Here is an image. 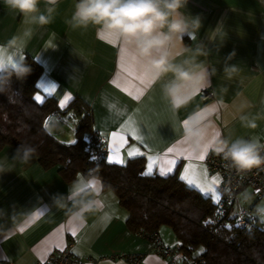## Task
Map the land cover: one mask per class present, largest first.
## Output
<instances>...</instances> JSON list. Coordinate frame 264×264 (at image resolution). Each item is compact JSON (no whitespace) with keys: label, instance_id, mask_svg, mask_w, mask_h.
<instances>
[{"label":"crops","instance_id":"crops-1","mask_svg":"<svg viewBox=\"0 0 264 264\" xmlns=\"http://www.w3.org/2000/svg\"><path fill=\"white\" fill-rule=\"evenodd\" d=\"M75 2L60 0L50 24L36 28L23 48L8 49L14 61L27 55L40 64L42 70L36 81L39 94L54 98L59 108L65 109L64 114L57 112L45 120L47 132L58 141L73 143L76 140L78 117L70 107L75 99L87 107L90 129L106 136L108 154L113 132L119 133L130 123L140 130L143 143L129 137L121 155L126 162L141 158L144 172L148 156L162 161L168 155V148H188L200 154L202 148L193 151L188 144L181 143L183 139L178 131L181 123L199 109L207 110L211 122L204 144L236 137H256L264 142V0H188L185 12L199 16L201 27L194 40L184 36L183 41L193 47L202 45L207 54L200 59L205 61L210 73L212 68L216 73L210 74L207 86L201 90H209L212 97L204 99L200 92L178 112H173L161 99L159 84L141 86L134 82L141 89L142 94H138L126 83L122 65L127 57L117 37L100 33L91 26L72 29L65 23L74 11ZM40 7L44 8L43 0ZM23 26L20 14L0 0V51ZM49 45L53 47L48 48ZM232 53L235 55L228 59ZM226 64L238 69L231 79L223 73ZM53 85L55 91L42 89ZM65 98L67 103L61 107ZM242 99L249 104L243 114L255 118V128L239 119L237 108ZM132 147H138L145 155L128 157L127 149ZM16 150L12 146L0 148V261L39 264L69 245L75 257L95 259L83 264H129L120 257L111 258L129 253L142 254L139 264H167L152 251L147 239L128 228V212L120 206L116 194L103 187L100 177L76 173L68 181L58 166L45 169L33 154L27 160L14 158ZM211 152L214 151L209 147L205 157ZM188 163L181 157L168 176L176 174L180 179ZM192 163L206 168L204 161L193 160ZM207 172L209 178L218 175ZM152 175L160 176L155 169ZM80 178L88 181L85 188L90 190L89 197H95L97 211L87 217L85 224L76 225L64 210L53 205V197L67 195L68 185ZM207 197L214 203L211 194ZM261 201L264 197H255L248 188L240 195V204L250 211ZM31 211L32 216L15 228L20 214ZM252 216L264 226V222ZM70 225L76 229L75 236L68 230ZM21 228L24 230L20 231ZM166 230L158 231L162 241L176 244L174 234Z\"/></svg>","mask_w":264,"mask_h":264},{"label":"clouds","instance_id":"clouds-1","mask_svg":"<svg viewBox=\"0 0 264 264\" xmlns=\"http://www.w3.org/2000/svg\"><path fill=\"white\" fill-rule=\"evenodd\" d=\"M3 3L19 13L24 24L0 51V93L7 94L12 90L13 76L23 81L32 71L24 57L14 61L8 49L23 48L36 28L50 24L60 0H43V9L40 7L42 0H3ZM187 4L188 0H76L74 11L65 23L72 29H88L91 26L100 33L115 34L122 49L132 51L144 65L151 83L159 84L161 99L173 112H178L207 86L210 74L216 73L215 68L210 73L205 61L200 59L207 54L202 45L193 47L183 41L184 36L194 40L201 27L199 16L186 14ZM234 55L230 54L228 59ZM237 72L235 65L226 64L223 68L228 79ZM247 107V100L242 99L237 114L242 122L255 128V118L250 119L243 114ZM210 124L207 110L199 109L181 123L178 131L193 151H199ZM210 147L228 162V167L239 173H249L254 169L264 171V142L259 138H223ZM34 151L31 145L19 144L14 158L27 160ZM87 183L86 179H77L68 185L67 195L53 197V205L64 210L68 219L76 225L85 224L87 217L97 211L95 197H89L90 190L85 188ZM251 214L264 222V201L257 203ZM31 216L32 211L20 214L21 218L14 227L19 228Z\"/></svg>","mask_w":264,"mask_h":264},{"label":"trees","instance_id":"trees-1","mask_svg":"<svg viewBox=\"0 0 264 264\" xmlns=\"http://www.w3.org/2000/svg\"><path fill=\"white\" fill-rule=\"evenodd\" d=\"M24 58L31 73L23 81L13 76L12 90L0 93V148L31 145L35 149L32 154L43 168L58 166L68 181L76 173L99 176L103 187L111 189L128 212L126 223L131 231L143 230L160 237V227L166 226L174 234L176 244L187 255L203 259L204 264H264V226L254 217L251 231L210 224L214 203L176 174L143 175L141 158L130 159L123 165L104 161L90 173L94 165L84 138L90 129L87 107L75 99L70 104L78 117L73 143L65 144L54 138L47 132L45 120L65 109H60L52 97H45L43 102L33 99L42 68L30 56Z\"/></svg>","mask_w":264,"mask_h":264},{"label":"built area","instance_id":"built-area-1","mask_svg":"<svg viewBox=\"0 0 264 264\" xmlns=\"http://www.w3.org/2000/svg\"><path fill=\"white\" fill-rule=\"evenodd\" d=\"M204 99H210L212 93L209 90L201 92ZM65 111L62 112L64 114ZM86 145L88 155L94 167L89 171L93 173L96 167L106 161L108 156L107 138L99 131L91 129L86 134ZM207 171L217 173L220 176L217 194L220 197L219 202H214V212L209 219L210 224L221 225L223 227L234 226L246 231H251L254 227L251 211L240 204V195L245 188L257 197H264V171L254 169L249 173H239L235 169L228 167V162L214 152L208 153L204 160ZM96 176V175H94ZM99 177V176H98ZM137 235L147 239L152 246V251L167 264H204L203 259L187 255L178 244H165L156 234H147L139 230ZM122 258L129 264H139L142 260V254L129 253L115 255L111 258ZM95 259H81L75 257L68 245L63 251L51 254L46 260L39 264H83L92 262ZM0 264H8L6 261H0Z\"/></svg>","mask_w":264,"mask_h":264},{"label":"snow or ice","instance_id":"snow-or-ice-1","mask_svg":"<svg viewBox=\"0 0 264 264\" xmlns=\"http://www.w3.org/2000/svg\"><path fill=\"white\" fill-rule=\"evenodd\" d=\"M108 35L116 37V35L113 33H108ZM122 52L124 53L125 57H127V62L122 65V71L126 73V83L131 84L138 94H142L140 87H138L137 84L134 82H138V84L141 86H147L151 84L150 79H148L145 74L146 69L132 51L128 49H122ZM42 89L44 92H52L55 91V86L53 85L51 87H43ZM129 94L131 95V93ZM44 98L45 97L39 94V92L33 97L36 102H43ZM66 103L67 98L61 101L60 106L64 107ZM129 137H131L133 140L143 143V137L140 134V130L137 127L133 126L131 123L126 128L122 129L119 133H112L111 140L109 141V154L107 156V162L109 164L126 163V159L124 156L121 155V151L124 150L125 146L128 144ZM181 143L187 144L186 141H182ZM209 147L210 144L205 143L202 146V150L199 155H196L188 148H168V155H166L162 161L159 160L158 157L149 155V163L143 175L150 176L153 174L155 169L160 176H168L169 174H172L174 172L178 159L183 157L184 159H187L189 163L186 165L183 170V173L180 175V180L186 182L188 186L197 189L205 197L211 194L212 200L214 202H219L220 197L217 194V186L220 183L219 176L215 175L209 178L206 168L192 163L193 160L204 161L205 153L207 152ZM126 154L128 157L145 155V153L141 152L138 147H132L127 149ZM35 218L37 217H34V219ZM23 230V228L20 229V231ZM68 230L73 236L76 235L75 227H72L70 225ZM56 246L59 247V245ZM60 250L63 251V248L61 247ZM200 251H203V249H201Z\"/></svg>","mask_w":264,"mask_h":264},{"label":"rangeland","instance_id":"rangeland-1","mask_svg":"<svg viewBox=\"0 0 264 264\" xmlns=\"http://www.w3.org/2000/svg\"><path fill=\"white\" fill-rule=\"evenodd\" d=\"M65 144H69V143H65ZM160 229H162V231H163L164 229H167L166 231H170V229H169L168 227H166V226H161Z\"/></svg>","mask_w":264,"mask_h":264}]
</instances>
